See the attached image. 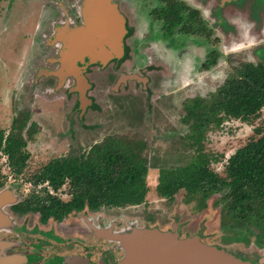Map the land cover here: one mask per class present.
I'll use <instances>...</instances> for the list:
<instances>
[{
	"label": "flooded vegetation",
	"instance_id": "flooded-vegetation-1",
	"mask_svg": "<svg viewBox=\"0 0 264 264\" xmlns=\"http://www.w3.org/2000/svg\"><path fill=\"white\" fill-rule=\"evenodd\" d=\"M113 2L126 18L124 55L90 65L88 70L82 71L87 81L79 86L80 77L72 73L61 77L57 71L65 62L63 53L71 50L72 27L85 23L84 3L81 0H0V264H132L128 262L126 250L116 236L140 228L170 231L178 234L180 239L200 236L206 245L233 253L249 264H264V238L257 239L246 233L247 230L240 229L235 233L241 236L234 237L230 235L234 233L232 229L223 228L221 224L227 233L223 241L214 242L205 239L199 231H183L185 223L177 220L169 228L159 224L165 214L162 210L159 214L157 211L162 209V204L154 207L148 202L153 203L158 197L163 201L174 200L178 192L169 198L162 196L157 188L160 169L174 165L168 162L166 155L157 157L143 139L145 130L142 128L146 115L149 117L150 112L157 109L158 102L173 95L162 91L157 102L153 97L154 91L157 92L155 89L167 87L157 84L168 81L167 73L175 71V64L192 51L196 61L192 70L208 71V74L223 58H226L223 60L227 64L231 61L228 72L242 62H260L264 59L257 52L259 47H264V15L259 11L261 6L264 7L261 4L264 0ZM233 2L236 3L233 5L234 12L226 11L228 3ZM245 4L249 7L250 19L246 22L239 20L240 12L237 11L244 10ZM223 5L226 6L225 13L220 8ZM226 16L232 19L235 26H239L228 34L221 26ZM235 18L240 24L234 21ZM186 24L193 25V29L186 31ZM254 29L260 34L253 32ZM221 34L228 37L227 43L233 37L240 38L236 36L240 34L244 48H254L252 53L259 58L258 61L234 60L239 52L233 51L235 48L223 50ZM216 43L218 46H215ZM30 48L33 52L29 51ZM213 51H217V54L211 55ZM77 64L81 65L79 61ZM13 68H16V72ZM78 87L84 88V93ZM103 90L121 96L117 104L122 105L121 109L125 112L120 111L118 120L123 118L125 123L119 121V124L125 129L126 123L132 124L137 130L134 135L142 142L139 152L149 162L145 178L148 189L144 201L139 204L93 207L85 201L73 202L78 197L70 185L71 179L66 177L58 187L54 182V168L64 162L63 157L95 159L104 145L116 144L107 142L108 135L127 134L128 130L125 129L103 128L102 124H96V114L93 112L102 108L97 103L98 99L101 100V95H105V101L111 97L110 94H103ZM212 92L184 98V113L180 120L185 115V104L189 99L209 97ZM60 108L69 111L67 122L63 124L56 116V110ZM139 118L141 122L138 123ZM228 120L231 121L227 119L222 124ZM220 126L212 125L207 132ZM53 134L63 140L76 137L78 142L65 143L66 151L58 155H39V150H35L37 137ZM164 134L168 137V132ZM10 137L21 143L14 149L19 159L12 157L13 150L7 146ZM50 141L57 142L56 139ZM135 145L139 146V143ZM147 150L152 152L149 154ZM187 159L186 154L184 162ZM151 170L158 173L155 185L148 182ZM85 197V192L81 193V198ZM183 201L193 204L195 211L208 206L207 201L205 208H199L196 201H185L184 195Z\"/></svg>",
	"mask_w": 264,
	"mask_h": 264
},
{
	"label": "trees",
	"instance_id": "trees-1",
	"mask_svg": "<svg viewBox=\"0 0 264 264\" xmlns=\"http://www.w3.org/2000/svg\"><path fill=\"white\" fill-rule=\"evenodd\" d=\"M192 29L193 25L186 24V31ZM215 54L217 51L211 52ZM263 108L264 59L242 62L228 72L222 85L209 97L189 99L182 119L187 131L180 138L188 148V159L160 169L157 188L161 195L173 198L175 193L184 190L185 201H196L203 209L209 197L218 194L215 205L220 207L223 228L231 226L234 233L244 229L257 239L264 238ZM227 119L252 125L261 121L254 125V132L246 143L229 156L225 174H221L211 167L213 161H218V155L206 151L204 141L212 125L220 126ZM18 144L21 145L15 138H9L7 146L13 150V158H17L14 149ZM118 146L120 144L104 145L95 159L63 157L64 162L54 168L55 185H62L69 177L78 197L73 202L81 200L93 207L142 203L148 189L145 178L149 162L139 149L133 152L131 148ZM84 192L86 197L82 199Z\"/></svg>",
	"mask_w": 264,
	"mask_h": 264
},
{
	"label": "rangeland",
	"instance_id": "rangeland-1",
	"mask_svg": "<svg viewBox=\"0 0 264 264\" xmlns=\"http://www.w3.org/2000/svg\"><path fill=\"white\" fill-rule=\"evenodd\" d=\"M228 4L229 6L227 7V9L226 6L224 7V5L220 8L224 13L225 9L226 11H232L231 13H233V10H235L233 5H236V3L233 2L232 4ZM261 4H264V2H262ZM242 9L244 10H237L238 12H240V16H238L239 20H244L245 22L250 21L248 15V5L245 4ZM242 11L247 14H244V12ZM259 11L262 15H264V7L261 6L259 8ZM227 15L231 14L227 13ZM234 21L240 24L237 21V18H235ZM235 25L236 24L228 16H226L225 22L221 24L223 31L226 34L234 32L236 30V27H239ZM223 31L219 30L220 33H223ZM253 32H258V30L255 31L254 29ZM245 34L247 35L248 32L245 31ZM221 35L224 40V42L221 43L222 48L224 45L223 50L229 51L230 49L233 50V48H235L236 50L233 51L239 52L236 57L233 58L234 60L258 61L259 58H257L252 53V50L254 48H244V42L242 41V36L240 34L236 35L240 38L233 37V39H231L232 37H230L229 39L231 40L228 42L229 44L227 43L228 37H224L225 34ZM248 36L250 37V34H248ZM14 42L15 41H13V43ZM185 45L186 44L184 42V47ZM215 46H218V43H216ZM29 51L33 52L31 48L29 49ZM257 52L261 58H264V47H259ZM193 53L194 52L192 51V53L185 56L183 60L176 63L175 65L177 66V68L175 69V71L170 70L167 73V77L169 79L168 81L166 80L167 83L166 81H162L161 83L159 82V84H157L158 86H167L164 87L163 90L159 88L155 89L157 90V92L154 91L153 97L156 98L157 102L160 100V98L157 97L163 94L162 91H164V93H171L173 95H169L168 98L164 99V101L158 102L157 109L152 110V112H150L149 117L148 115H146L144 127H142L145 130V135H143V139H145L149 143V146L151 147L152 151L157 155L158 158H162L164 155L168 156V162H173V165L181 164V162H184L186 160V154L188 157V148L185 144H182L179 139L182 133H185V131H187L186 125L183 124V122L180 120V116H182L184 113V100L188 97H192L197 94L204 96L207 95L208 91H214L218 87V85L222 83L225 73H228V69L231 63V61H228L229 64H227V62H224L226 58H223L224 60L220 59L219 64L215 66L209 74L208 71H197V69L193 71L192 69L195 68L196 64V61L192 56ZM181 63L182 68L179 67ZM13 70H15L16 72V68H13ZM97 72L98 71H96V73ZM157 79L160 81L162 80V78L159 77H157ZM206 79H208V81H205ZM37 90L39 89L37 88ZM102 93L110 94L111 97L105 101V95H101V100L98 99L97 103H99L102 108L100 111L93 112L94 114H96L94 117V119H96L95 121L97 122L96 124H102L103 128L117 127L118 129H125V126L124 128H122L119 124V121L120 123L124 124L125 119L122 118L118 120V114L120 113V111L122 113L125 112L123 109H121L122 105L117 104V100L121 96L115 95L113 93H108L105 90H103ZM99 94L100 93H98V95ZM144 111L146 112L147 109H145ZM262 114V116L264 117V108L262 110ZM56 116L58 117L59 121H61V123L63 124L64 121L67 122L66 118L69 116V111H66L65 108H60L59 110L57 109ZM129 117L130 116H128V119L130 120ZM128 119L127 121H129ZM261 119L257 120L254 125L260 122ZM137 122H141V118H139ZM125 125L127 127V129L125 130H128L125 136L114 135L113 137L108 135L107 142L120 144V146L118 147H128L129 150L131 148L134 152L136 148L139 149L141 147L142 142H140L139 138L134 135L137 130L132 127V124L126 123ZM254 125L247 122H243L241 120H228L225 121V123L222 124L220 127L211 128L207 132V138L204 141L206 151H209L211 154L218 155V161H213L211 167L215 168L219 173L225 174L224 171L227 159L237 148L246 143L249 136L254 132ZM169 131H171L172 133L174 131V134L170 133ZM118 132H120V130H118ZM165 132H168V137L164 136ZM54 139H56L57 142L50 141ZM62 140V137H58L57 135L55 136L54 134L50 136L39 135L37 137V147L35 148V150H39V155L41 153H46L47 155L55 156L66 151L67 146L64 145L65 143L78 142L76 137L73 139L67 137V139H64L63 141ZM67 140L68 142H65ZM137 142L139 143V146L135 145ZM152 151L147 150L146 152L150 154V152ZM155 164L157 165V162H155ZM152 168L156 167L152 166ZM157 177L158 173L156 172V170H151L148 176V182L150 183V185H155ZM184 193V190L178 192L172 202L169 200L163 201V199H161L160 197H158V199L153 203L148 202V205H153L154 207H159L160 204H162V209H159L157 211L159 214V211L162 210L163 213H165V216L162 215L163 219L162 221H160L159 224H162L163 226H165V228H169L171 227L172 222L177 220L178 222L185 223V226L183 227V231L185 232L199 231L203 234V237L209 241H223V237L227 232L221 228L220 207L215 205V200L216 198H218L219 195L214 194L212 197H210L208 200V206L205 209L195 211L192 207L193 204H187L183 201ZM152 194L155 195V192H152ZM228 228L232 229L231 226H228ZM230 235L234 237L241 236L237 235L236 233H231Z\"/></svg>",
	"mask_w": 264,
	"mask_h": 264
},
{
	"label": "water",
	"instance_id": "water-1",
	"mask_svg": "<svg viewBox=\"0 0 264 264\" xmlns=\"http://www.w3.org/2000/svg\"><path fill=\"white\" fill-rule=\"evenodd\" d=\"M81 1L85 8V23L72 27L71 50L63 53L65 62L57 71L61 77L68 73L80 77L79 86L87 81L82 71L88 70L90 65L124 55L127 33L126 18L113 0ZM78 89L84 93V88ZM116 238L132 264H249L233 253L206 245L200 236L180 239L178 234L170 231L140 228L119 233Z\"/></svg>",
	"mask_w": 264,
	"mask_h": 264
}]
</instances>
